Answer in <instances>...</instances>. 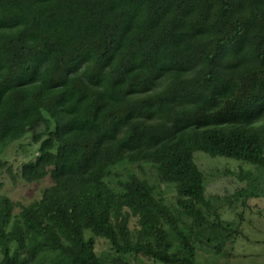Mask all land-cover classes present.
Instances as JSON below:
<instances>
[{
    "label": "trees",
    "instance_id": "trees-1",
    "mask_svg": "<svg viewBox=\"0 0 264 264\" xmlns=\"http://www.w3.org/2000/svg\"><path fill=\"white\" fill-rule=\"evenodd\" d=\"M27 138L15 173L5 152ZM198 152L264 174V0H0V179L50 182L28 205L0 194V264L222 252L236 232L224 205L258 189L249 171L248 187L207 195ZM144 164L174 207L118 172Z\"/></svg>",
    "mask_w": 264,
    "mask_h": 264
},
{
    "label": "rangeland",
    "instance_id": "rangeland-1",
    "mask_svg": "<svg viewBox=\"0 0 264 264\" xmlns=\"http://www.w3.org/2000/svg\"><path fill=\"white\" fill-rule=\"evenodd\" d=\"M29 138L10 146L5 152V159L17 173L23 163L31 159L34 148H29ZM198 165L210 177L207 182V195L229 197L242 188L248 187V182L240 180L241 172H252L255 179L251 186L258 189L256 197L245 199V205L238 202L231 210L227 205L223 207V217L233 223L236 231L232 242L217 253L211 249L199 251L200 264H264V174L254 171L251 165L223 157L212 158L203 152L196 153ZM121 177L126 178L129 173L137 174L147 179L156 188L157 193L174 207L176 194L173 186L163 184L157 177V172L150 165L122 166L118 168ZM118 180L117 177L114 181ZM0 194L10 197L16 203L28 205L41 196L42 190L49 186V181L28 184L18 176L5 174L0 179ZM19 208L16 209V212ZM242 213V219L239 214ZM238 231V234H237ZM96 252L99 256L112 255L108 242L96 239ZM124 264H157L149 259L129 257Z\"/></svg>",
    "mask_w": 264,
    "mask_h": 264
}]
</instances>
